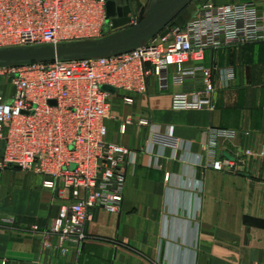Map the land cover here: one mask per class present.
I'll list each match as a JSON object with an SVG mask.
<instances>
[{"label": "crops", "instance_id": "obj_1", "mask_svg": "<svg viewBox=\"0 0 264 264\" xmlns=\"http://www.w3.org/2000/svg\"><path fill=\"white\" fill-rule=\"evenodd\" d=\"M164 1L138 0L136 8L131 0L133 15L140 21ZM208 2L251 4L264 24V0H187L160 31L184 25ZM201 63L219 70L212 111L171 107L172 93L190 82L162 91L151 76L143 93H111L105 140L131 150L121 206L93 207L85 238H69L64 252L55 235L44 245L62 203L43 186L46 176L0 169V264H264V157L245 154L264 145V39L207 48ZM13 92L0 74V96ZM211 128L233 135L213 136ZM154 134L179 145L154 142ZM219 159L235 161L237 172L215 170Z\"/></svg>", "mask_w": 264, "mask_h": 264}, {"label": "built area", "instance_id": "obj_2", "mask_svg": "<svg viewBox=\"0 0 264 264\" xmlns=\"http://www.w3.org/2000/svg\"><path fill=\"white\" fill-rule=\"evenodd\" d=\"M138 22L131 16L130 25ZM255 8L248 3H204L184 25H170L140 46L103 57L54 59L0 65L14 92L0 96V169L12 168L46 176L43 186L62 200L57 216L43 230L44 245L57 236L85 238L91 209H120L126 179L125 157L131 150L107 142L115 90L143 93L148 77L166 91L170 82L192 87L171 95L173 109H214L216 66L201 63L203 51L264 39ZM115 31L106 16V0H0V48L58 45L102 38ZM229 78L233 76L227 70ZM131 102V98H124ZM129 122V118L125 123ZM125 123L121 125L124 129ZM140 124H147L140 120ZM213 136L230 130L211 128ZM154 142L176 148L179 140L154 134ZM246 155L264 157V145ZM215 170L236 173L235 161L213 160ZM34 230L38 226H33Z\"/></svg>", "mask_w": 264, "mask_h": 264}, {"label": "water", "instance_id": "obj_3", "mask_svg": "<svg viewBox=\"0 0 264 264\" xmlns=\"http://www.w3.org/2000/svg\"><path fill=\"white\" fill-rule=\"evenodd\" d=\"M136 8L140 7L138 0ZM187 0H165L142 20L130 25L133 14L131 0H106V16L115 34L99 39L83 40L58 45H39L0 48V65L22 64L32 61H52L54 59H76L103 57L140 46L156 35ZM104 90L115 92L111 86ZM56 193V189H55Z\"/></svg>", "mask_w": 264, "mask_h": 264}, {"label": "rangeland", "instance_id": "obj_4", "mask_svg": "<svg viewBox=\"0 0 264 264\" xmlns=\"http://www.w3.org/2000/svg\"><path fill=\"white\" fill-rule=\"evenodd\" d=\"M138 21H139V20H138ZM115 32H116V31H113V32H111V33H109V34H115ZM109 34H108V35H109ZM145 42H146V41H145Z\"/></svg>", "mask_w": 264, "mask_h": 264}]
</instances>
